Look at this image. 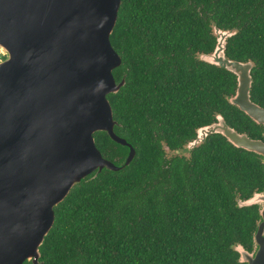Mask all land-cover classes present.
<instances>
[{"label":"trees","instance_id":"1","mask_svg":"<svg viewBox=\"0 0 264 264\" xmlns=\"http://www.w3.org/2000/svg\"><path fill=\"white\" fill-rule=\"evenodd\" d=\"M214 26L236 31L226 57L253 63L250 96L264 107V0H121L110 42L122 61L113 77L126 82L108 100L136 157L71 189L43 264H240L233 247L251 249L258 210L237 200L264 189L260 158L218 134L188 157L165 151L182 150L217 114L241 134L263 132L229 103L235 76L197 57L212 52ZM94 137L106 159L124 156L105 133Z\"/></svg>","mask_w":264,"mask_h":264},{"label":"water","instance_id":"2","mask_svg":"<svg viewBox=\"0 0 264 264\" xmlns=\"http://www.w3.org/2000/svg\"><path fill=\"white\" fill-rule=\"evenodd\" d=\"M121 0H0V264H43L40 248L55 220V208L71 189L102 172L118 173L136 157V147L115 132L108 95L124 87L112 71L121 66L110 36ZM236 31L213 27L215 46L199 59L236 79L229 103L256 125L252 138L218 114L197 129L192 149L210 135L258 156L264 164V107L251 100L253 63L226 57ZM105 133L125 150L109 160L94 135ZM165 151L168 148L165 147ZM257 207L251 249L233 247L240 264H264V189L237 200Z\"/></svg>","mask_w":264,"mask_h":264},{"label":"flooded vegetation","instance_id":"3","mask_svg":"<svg viewBox=\"0 0 264 264\" xmlns=\"http://www.w3.org/2000/svg\"><path fill=\"white\" fill-rule=\"evenodd\" d=\"M211 53V52H210ZM202 54H199L197 57H198V59H199V57L201 56ZM117 69V68H116ZM115 70V69H114ZM113 70V71H114ZM112 71V72H113ZM113 74V73H112ZM124 76V75H123ZM123 76H122V78H123ZM121 78V79H122ZM115 79V78H114ZM121 79H120V81H121ZM116 81V80H115ZM120 81H118V82H116V83H119ZM218 115V114H217ZM197 131V130H196ZM261 135H262V133H261ZM196 137V136H195ZM195 137H194V139H195ZM194 139H192V140H190V141H188L185 145H184V148L182 147V150H169V148H168V151H167V157H171V156H175V155H179V156H181V155H183V156H185V157H188V155H189V152L187 151L188 150V145H189V143L191 142V141H193ZM182 151V152H181ZM168 154H170V155H168ZM245 249H250V246L248 247V248H245Z\"/></svg>","mask_w":264,"mask_h":264},{"label":"built area","instance_id":"4","mask_svg":"<svg viewBox=\"0 0 264 264\" xmlns=\"http://www.w3.org/2000/svg\"><path fill=\"white\" fill-rule=\"evenodd\" d=\"M2 56H3V54H2V52L0 51V59H2Z\"/></svg>","mask_w":264,"mask_h":264},{"label":"rangeland","instance_id":"5","mask_svg":"<svg viewBox=\"0 0 264 264\" xmlns=\"http://www.w3.org/2000/svg\"><path fill=\"white\" fill-rule=\"evenodd\" d=\"M168 155H170V154H168Z\"/></svg>","mask_w":264,"mask_h":264}]
</instances>
